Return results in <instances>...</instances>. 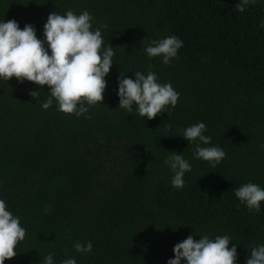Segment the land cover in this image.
I'll return each mask as SVG.
<instances>
[{
    "label": "trees",
    "instance_id": "obj_1",
    "mask_svg": "<svg viewBox=\"0 0 264 264\" xmlns=\"http://www.w3.org/2000/svg\"><path fill=\"white\" fill-rule=\"evenodd\" d=\"M238 2L0 0V20L31 24L38 38L53 11L87 10L115 51L91 119L65 114L55 101L42 109L29 93L41 91L43 100L46 85L0 79V199L27 229L5 264H43L49 253L56 264L69 257L77 264H167L192 233L197 240L229 235L237 264H245L252 246L264 243V202L250 213L234 195L248 182L264 188V0L244 12ZM172 35L184 42L178 59L164 65L145 54L149 41ZM136 71H153L180 93L170 116L148 120L118 107L117 78L124 72L134 79ZM201 121L227 154L215 167L193 158L195 145L181 137ZM171 151L192 165L180 190L164 164ZM89 240L91 253L75 251L74 243Z\"/></svg>",
    "mask_w": 264,
    "mask_h": 264
},
{
    "label": "clouds",
    "instance_id": "obj_2",
    "mask_svg": "<svg viewBox=\"0 0 264 264\" xmlns=\"http://www.w3.org/2000/svg\"><path fill=\"white\" fill-rule=\"evenodd\" d=\"M255 3L256 0H239L237 11L244 12ZM94 23L95 17L87 10L79 15L72 10L63 15L53 11L44 24L43 38H38L36 28L31 24L21 29L15 19L0 20V79L8 82L15 77L20 83L33 82L40 88L46 85L50 91L43 100L40 99L41 91L29 93L42 109H49L55 101L59 111L91 119L87 113L91 107L102 105L107 88L106 77L115 62L114 47L109 43L105 45L101 27L93 28ZM261 26H264V21ZM183 47V40L172 35L149 41L144 51L150 59L159 57L164 65H169L173 59L179 58V50ZM133 76L134 79L128 78L121 72L117 78L118 107L129 114L135 111L148 120L161 113L170 116L171 109L177 106L180 98L173 85L161 83L153 71L147 74L136 71ZM165 128L173 129L170 125ZM206 132L207 126L201 121L182 129L181 137L188 144L195 145L193 158L215 167L227 154L223 148L212 145V137L205 135ZM164 164L174 174L172 187L183 189L185 174L192 171L190 161L182 153L171 151ZM234 195L250 213L261 212L264 188L260 185L252 182L242 184L235 189ZM26 232L20 217L9 210L4 199H0V264L17 255V245L26 238ZM195 236L192 233L177 243L173 248L174 258H170L167 264H237V246L232 244L234 240L229 235L213 238L204 234L199 235V240ZM73 247L80 254L93 251L90 240L76 242ZM43 264H56L54 254L43 257ZM61 264H77V260L69 257ZM245 264H264V243L252 246Z\"/></svg>",
    "mask_w": 264,
    "mask_h": 264
}]
</instances>
